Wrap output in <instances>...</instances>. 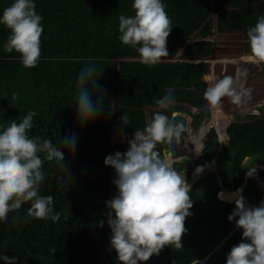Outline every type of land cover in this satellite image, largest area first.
I'll return each instance as SVG.
<instances>
[{
	"label": "trees",
	"instance_id": "trees-1",
	"mask_svg": "<svg viewBox=\"0 0 264 264\" xmlns=\"http://www.w3.org/2000/svg\"><path fill=\"white\" fill-rule=\"evenodd\" d=\"M225 1L163 0L173 27L167 39L169 56L152 67L140 63L139 54L118 38V17L134 15L133 0H34L44 28L42 55L34 68L23 67L21 54L3 50L10 30L0 25V125L7 126L9 120L19 122L28 110H33L37 115L33 118L30 136L50 139L57 147L66 135H75L77 142L74 154L61 148L65 153L64 163L72 173L70 185L61 186L66 173L55 161L44 164L46 175L40 193L53 196L60 220L27 218L30 205H23L19 223L12 219L17 213H10L7 222H0V255L16 256V264H119L110 245L111 229L107 224V217L112 213L105 204L118 194L113 183L116 173L112 167L105 166V157L127 150V140L132 138L135 129H143L155 112L164 111L153 98L169 91L176 98V104L165 114L184 111L191 116L190 126L199 130L203 119L210 114L203 98L207 88V81L202 77L206 63L168 58L203 22L208 14L206 2L209 7L211 2L220 7ZM13 2L0 0V16ZM205 33L186 43L185 56L203 57L211 52L212 41ZM88 61L97 64L96 79L101 86L99 90L88 87L94 100L99 92L104 94V110L97 119L82 127L77 119L76 81ZM13 92L19 94L15 102L11 101ZM121 114L129 116V126L121 124ZM246 116L243 114L240 118ZM228 130L233 134V157L230 170L220 174L222 184L231 189L229 178L238 175L242 159L256 151L259 156L253 165L261 163L258 172L264 176V112L255 119L233 120ZM111 132L125 137L124 140L115 141L111 146ZM217 143L210 145L204 160H211ZM163 149L165 146H160ZM197 166L206 165L197 160L193 169ZM209 177L213 173L203 178ZM258 180L252 176L243 184L241 194L250 206L262 201L264 189ZM201 185L199 179L191 184L193 207L192 215L185 222L183 248L174 250L166 246L159 255L142 264H196V260L201 264H226L227 254L242 236L235 221L227 219L235 203L217 196L221 189L217 182L208 181L203 188ZM0 264L5 262L0 260Z\"/></svg>",
	"mask_w": 264,
	"mask_h": 264
},
{
	"label": "clouds",
	"instance_id": "clouds-1",
	"mask_svg": "<svg viewBox=\"0 0 264 264\" xmlns=\"http://www.w3.org/2000/svg\"><path fill=\"white\" fill-rule=\"evenodd\" d=\"M131 7L134 15L121 14L118 17V38L123 45L130 46L139 54L140 63L152 67L163 62L169 56L167 39L173 28L165 3L163 0H133ZM42 19L36 12L34 0H14L0 16V25L10 30L3 50L21 54V63L25 68L36 67L41 59ZM246 35L252 62L264 64V15L259 16L255 25L247 29ZM98 70L95 62L88 61L77 76L75 103L77 119L82 127L97 119L104 110V94L99 92L94 100L93 92L88 87L91 85L100 89L96 79ZM240 80H243L242 77L224 75L214 79L205 89L203 98L210 107L209 115H213V119L219 120L216 109L223 105L225 99L241 108L244 114L245 105L251 100L252 89L247 88L245 83L238 87ZM18 99L19 94L13 92L11 101ZM153 102L164 111L155 112L143 129H135L132 138L127 140L126 151H116L104 160L105 166L112 167L116 173L113 183L118 194L105 204L112 213L107 217V224L111 229L110 245L117 254L119 264H142L153 255H159L166 246L174 250L183 248L182 238L187 232L185 222L192 215L190 209L193 207L192 189L188 181L193 174L203 173L205 168L197 166L193 169L198 159L192 150L194 145L196 155L203 152L205 130L201 128L197 134L189 137L192 165L188 168L182 164L186 172L178 171L177 161L183 158L173 157L172 146H181L183 134L189 133L190 129L177 121L178 114H165L176 104L171 91L154 97ZM36 115L35 111L28 110L19 122L9 120L7 126L0 125V222H7L10 213H17L12 219L19 223L22 219L19 213L25 204L30 205L26 211L27 218L53 222L60 220L53 196L40 193L46 175L44 164L55 161L66 173L61 186L70 185L72 173L64 163L65 153L61 148L74 154L76 137H61L60 146L57 147L50 139L30 136ZM120 121L123 126L130 124L127 114H121ZM160 146H165L164 152ZM199 161L206 165L207 160ZM253 162L244 172L240 169V173L234 176L244 179L237 187L233 186L230 178L231 189L226 188L222 181L219 183L222 190H218L217 196L220 199L226 198L223 194L220 196V192H236L227 198L228 202L234 200L235 203L227 219L229 222L235 221V227L242 230L241 241L230 249L226 264H264V200L258 206H250L241 194L245 180L258 174L259 168L255 172ZM188 176L191 177L187 179ZM100 226L103 227V221ZM0 260L5 264H16L17 257L3 254ZM196 264L201 262L196 260Z\"/></svg>",
	"mask_w": 264,
	"mask_h": 264
},
{
	"label": "rangeland",
	"instance_id": "rangeland-1",
	"mask_svg": "<svg viewBox=\"0 0 264 264\" xmlns=\"http://www.w3.org/2000/svg\"><path fill=\"white\" fill-rule=\"evenodd\" d=\"M208 2H206V8L208 11L207 16L205 17L203 22H201L199 27L191 33L186 43L201 38V35L207 32L205 34L207 36H210L209 38L212 41L211 52L203 57H187L184 55V49L186 47L185 43L179 46L176 53L168 59L179 61L183 59H188L191 61H205L206 71L202 74V77L207 81L208 87V85L214 79L222 78L224 75H226L224 74V72H231L233 68L232 66L233 64H235L238 58L243 61H245L247 58H250V61L248 62V72L243 76V80L238 81L237 86L239 87L241 83H245V86L247 88L252 89L251 100L247 103V105H245V109L251 110L250 113L252 114H259L255 111V109L257 106L260 107L264 105V64L256 65L252 62L246 32L250 26L255 25L259 16L264 15V0H226L220 7H215L213 2H211V7H209ZM206 27L210 28V31H207ZM221 107H230L239 112L242 111L241 108L232 105L227 99H225ZM193 109H195V107H193ZM220 111L221 110H217V112ZM259 112H261V110ZM244 114H247L246 111H244ZM260 116H262V114ZM252 118H254L253 115L249 117H243L241 119L251 120ZM216 122L217 119H213V115H208L201 122L199 130L203 128L205 130V133L207 134L208 128H210L211 130L214 129L217 134V132H220L223 126L219 130L218 128L216 129L212 127L218 125V123ZM228 122L229 120H227V123ZM189 129L190 137L199 132V130L193 129L192 126H189ZM219 132L218 134L220 138L211 160L205 161L206 166L203 173L199 175L193 174L191 179L188 181L190 184L194 183L210 172L213 173V177L202 178L201 187L203 188L204 184L207 181H216L219 184L222 178L220 172L230 170L231 160L233 157L231 153L233 148V139L231 138V135L226 136L225 133L228 132V134H232V132H230L229 130H224V134L223 132L222 134H220ZM209 136H211V134H208L207 138ZM124 138L125 137L120 135L116 136V134L111 132V146L115 141H122L124 140ZM207 138L205 140H207ZM192 147L194 157L198 160H202L203 152L205 151V149H203V152L198 156L194 151V145H192ZM164 151L165 150H163L162 152ZM246 160V157L243 158L242 163ZM255 165V172L257 171V168L262 167L261 163ZM255 176L259 178L258 184L264 189V176H260V173ZM229 193L234 192H228L227 194ZM224 199L227 200V198ZM262 200H264V194L262 196Z\"/></svg>",
	"mask_w": 264,
	"mask_h": 264
},
{
	"label": "water",
	"instance_id": "water-1",
	"mask_svg": "<svg viewBox=\"0 0 264 264\" xmlns=\"http://www.w3.org/2000/svg\"><path fill=\"white\" fill-rule=\"evenodd\" d=\"M250 61V58H247L245 61L241 60L240 58H238V60H236L235 64H233V68L231 70V72H229L226 75L229 76H233L234 78H243L244 75L247 74L248 72V62ZM173 113L178 114L179 117H177V121L184 123L186 128L189 129L190 126V116L183 112V111H174L171 114H169V116H171ZM228 118V117H227ZM189 133L185 132L183 134V138H182V143L181 146L177 147L176 145L172 146V154L174 158H183L182 160H178L177 163L179 164H184L186 165L188 168H191L192 165V159H191V151H190V138H189ZM167 150V149H166ZM259 156V152L256 151L253 154H251L247 160L244 162L242 168H241V172H244L251 164L253 161H255ZM243 177H238V178H234L233 179V186L237 187L242 181H243ZM259 205V201H256L255 203L252 204V206H258Z\"/></svg>",
	"mask_w": 264,
	"mask_h": 264
},
{
	"label": "flooded vegetation",
	"instance_id": "flooded-vegetation-1",
	"mask_svg": "<svg viewBox=\"0 0 264 264\" xmlns=\"http://www.w3.org/2000/svg\"><path fill=\"white\" fill-rule=\"evenodd\" d=\"M224 74H228V72H224ZM222 76H223V72H222ZM216 110H221L220 112H217L220 122L218 120L219 124L217 126H212V127L217 129L219 126H224L223 127L224 128L223 129V134H224V130L225 131L228 130V126L233 121V119L234 120H239V119H241L240 116L243 115L242 111L239 112V111L234 110V109H232L230 107H226V108L221 107V108H218ZM260 110H261V112H259ZM255 111L257 113H259V114H252V113H250L251 110H246V113H247L246 117H249V116L253 115L254 118H252V119L258 118L261 114H263V106H260V107L258 106L255 109ZM255 111H254V113H255ZM231 118H232V120H231ZM227 120H229L228 123H227ZM243 120H247V119H243ZM208 134H211V136H209L207 138ZM225 134H226V136L231 135V134H228V132H226ZM206 138H207V140H205V147H204L205 151L203 152V155L208 152L210 145L214 144L215 142H218L220 136H219L218 133L216 134L214 129L211 130L210 128H208V132L206 134ZM176 169L178 171H180V172H183V171L186 172V167L184 165L179 164V163H177ZM186 175L187 174L185 173V176ZM234 178H235L234 176L230 177V179H232V180Z\"/></svg>",
	"mask_w": 264,
	"mask_h": 264
},
{
	"label": "bare ground",
	"instance_id": "bare-ground-1",
	"mask_svg": "<svg viewBox=\"0 0 264 264\" xmlns=\"http://www.w3.org/2000/svg\"><path fill=\"white\" fill-rule=\"evenodd\" d=\"M220 127V129H221V126H219ZM221 131V130H220ZM220 133V132H219ZM231 192V191H230ZM221 193L223 194V196H226V198H229V197H232L233 196V194H235L236 192H234V193H229V194H227L226 192H220L219 194H220V196H221Z\"/></svg>",
	"mask_w": 264,
	"mask_h": 264
},
{
	"label": "crops",
	"instance_id": "crops-1",
	"mask_svg": "<svg viewBox=\"0 0 264 264\" xmlns=\"http://www.w3.org/2000/svg\"><path fill=\"white\" fill-rule=\"evenodd\" d=\"M215 123V122H214ZM217 123V122H216ZM222 127V126H221ZM219 132V131H218Z\"/></svg>",
	"mask_w": 264,
	"mask_h": 264
}]
</instances>
